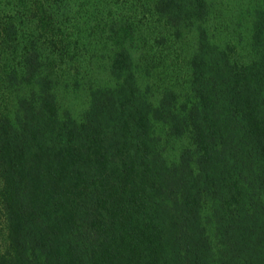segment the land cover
I'll use <instances>...</instances> for the list:
<instances>
[{
	"label": "trees",
	"instance_id": "16d2710c",
	"mask_svg": "<svg viewBox=\"0 0 264 264\" xmlns=\"http://www.w3.org/2000/svg\"><path fill=\"white\" fill-rule=\"evenodd\" d=\"M120 3L0 0V264H264V5L242 60L207 39L206 0H152L147 20L199 32L153 96Z\"/></svg>",
	"mask_w": 264,
	"mask_h": 264
},
{
	"label": "rangeland",
	"instance_id": "374dc122",
	"mask_svg": "<svg viewBox=\"0 0 264 264\" xmlns=\"http://www.w3.org/2000/svg\"><path fill=\"white\" fill-rule=\"evenodd\" d=\"M120 3V10L107 8V14H117L119 18L136 17L141 19V34L136 36L133 46V57L137 61L142 58L137 68L140 86H146L151 95H156V87L167 81L185 83L189 76V65L198 48L197 26L167 27L159 22V17L147 20L146 11L152 0H132ZM209 6L207 39L216 46V50L231 52L235 57H247L251 46L249 31L255 13L264 5L263 0H206ZM117 10V11H116ZM76 31H82L84 24L78 23ZM229 52V53H230ZM111 52L105 48H95L90 53L91 62L95 61L99 68H93L94 79L99 83H108L114 78L110 71L102 68V59H108ZM73 66V70H75ZM68 104L80 109L86 101L83 93L65 98ZM187 141L186 137L173 138L166 142L165 151L171 161L177 159L179 152ZM1 240V238H0Z\"/></svg>",
	"mask_w": 264,
	"mask_h": 264
}]
</instances>
